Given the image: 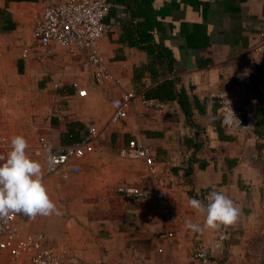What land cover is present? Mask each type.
Listing matches in <instances>:
<instances>
[{
    "label": "crops",
    "instance_id": "obj_1",
    "mask_svg": "<svg viewBox=\"0 0 264 264\" xmlns=\"http://www.w3.org/2000/svg\"><path fill=\"white\" fill-rule=\"evenodd\" d=\"M110 1L111 30L98 49L119 83L137 93L127 118L115 125L109 118L120 85L95 82L84 67V51L58 46L49 54L34 45L40 0H0V156H7L13 136H23L61 212L27 217L25 229L44 232L68 259L88 264H201L192 248L220 235L212 264H264V63H255L264 61V52L254 50L264 30V0H154L159 27L145 42L137 28L144 18H132L121 0ZM167 79H176L175 93H187L190 116L178 99L157 95ZM226 88L239 91L251 124L237 134L220 118L215 94ZM143 96L165 106L148 108ZM92 121L103 133L81 159L82 172L53 173L48 155L80 142ZM43 136L49 150L40 148ZM131 139L155 152L154 170L130 156ZM123 184L165 196L134 203L117 192ZM212 191L241 209L237 223L198 233L186 229V220L204 221L189 198L207 204ZM165 205L179 217L174 237L165 233Z\"/></svg>",
    "mask_w": 264,
    "mask_h": 264
},
{
    "label": "built area",
    "instance_id": "obj_2",
    "mask_svg": "<svg viewBox=\"0 0 264 264\" xmlns=\"http://www.w3.org/2000/svg\"><path fill=\"white\" fill-rule=\"evenodd\" d=\"M43 5L42 13L36 18L33 27V41L37 47H43L49 54L56 52L62 46L74 53L84 51L87 56L83 62L84 67L92 72L95 82L114 80L120 85L119 95L112 100L113 111L109 124L115 125L126 119L129 107L137 97V93L127 90L119 83L110 70L106 59L98 49V42L111 30V23L106 18L110 14L113 3L110 0H40ZM257 53L264 52V30L260 32V40L254 47ZM25 52H28L26 49ZM255 63L262 65L263 59L256 58ZM87 89L79 91L82 96L87 95ZM215 97L219 102V113L224 128L230 133L237 134L246 130L249 122L245 120L241 106V96L237 89L226 88L219 90ZM148 108H163L165 101L160 98L143 96ZM232 111L240 121L227 124L226 118ZM103 133L95 121L86 125L82 140L60 150L51 151L56 156V163L51 167L53 173L61 171L82 172L81 159L95 150L96 142ZM40 148L49 150V140L43 136ZM129 154L134 158L144 159L149 168H156L155 152L150 146L139 139L129 141ZM117 192L134 203L148 199L152 196L164 198L161 191L149 188L123 184L118 186ZM131 193V194H129ZM165 223L168 225L166 234L175 236V228L179 224V217L170 206L162 209ZM27 216L12 213L7 218L0 219V264H88L80 260H70L66 256V249L49 244L47 236L42 231L31 232L25 229L24 220ZM201 226H203L201 224ZM220 235L215 241L199 242L191 251V256L201 264H212V258L221 246Z\"/></svg>",
    "mask_w": 264,
    "mask_h": 264
},
{
    "label": "clouds",
    "instance_id": "obj_3",
    "mask_svg": "<svg viewBox=\"0 0 264 264\" xmlns=\"http://www.w3.org/2000/svg\"><path fill=\"white\" fill-rule=\"evenodd\" d=\"M240 121L232 111L226 118L227 124ZM27 140L16 135L11 138L10 151L6 157L0 156V219L7 218L12 213L23 214L30 219L37 215H60L57 205L50 198L43 183L42 165L32 160L26 150ZM56 156L49 154V168L56 163ZM131 194V193H129ZM207 204L196 198H189L190 207L204 216L203 226L191 220L185 221V228L192 232L204 230L227 229L237 223L241 209L223 192L212 191L207 196Z\"/></svg>",
    "mask_w": 264,
    "mask_h": 264
},
{
    "label": "trees",
    "instance_id": "obj_4",
    "mask_svg": "<svg viewBox=\"0 0 264 264\" xmlns=\"http://www.w3.org/2000/svg\"><path fill=\"white\" fill-rule=\"evenodd\" d=\"M120 1V0H119ZM154 0H121L125 3L131 12V17H143L144 20L138 22V34L141 42H145L152 38V30L159 27L158 11L153 6ZM140 42V43H141ZM176 79H167L158 85L157 88L163 90V93H157L162 99H178L183 106L187 115L190 116V101L185 90L175 93L172 90ZM161 92V91H160ZM148 95V94H147Z\"/></svg>",
    "mask_w": 264,
    "mask_h": 264
},
{
    "label": "rangeland",
    "instance_id": "obj_5",
    "mask_svg": "<svg viewBox=\"0 0 264 264\" xmlns=\"http://www.w3.org/2000/svg\"><path fill=\"white\" fill-rule=\"evenodd\" d=\"M88 203L90 204V200L88 201ZM93 216H95V214H93Z\"/></svg>",
    "mask_w": 264,
    "mask_h": 264
}]
</instances>
